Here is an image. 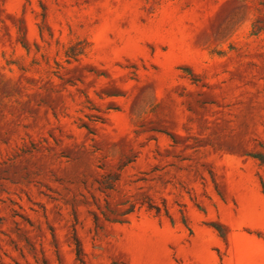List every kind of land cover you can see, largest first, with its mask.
I'll use <instances>...</instances> for the list:
<instances>
[{
	"label": "rangeland",
	"instance_id": "1",
	"mask_svg": "<svg viewBox=\"0 0 264 264\" xmlns=\"http://www.w3.org/2000/svg\"><path fill=\"white\" fill-rule=\"evenodd\" d=\"M0 264H264V0H0Z\"/></svg>",
	"mask_w": 264,
	"mask_h": 264
}]
</instances>
